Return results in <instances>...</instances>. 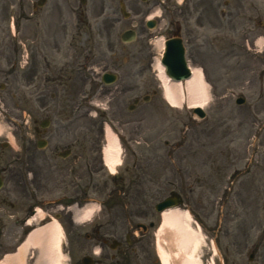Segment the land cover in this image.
Here are the masks:
<instances>
[{
  "label": "rangeland",
  "instance_id": "1",
  "mask_svg": "<svg viewBox=\"0 0 264 264\" xmlns=\"http://www.w3.org/2000/svg\"><path fill=\"white\" fill-rule=\"evenodd\" d=\"M60 1L59 18L63 15L64 19H69L72 15L76 25L79 12L73 10L72 14L70 8ZM153 3L161 14L162 0H149L148 3L128 0L132 15L124 18L119 0H104L103 3L88 0L85 5L79 0H72L71 5L80 7L87 16V19L79 22L80 31L89 32L90 52L96 56L97 62L85 69L86 83L76 77L71 86H50L46 110L40 107L46 101L40 103V100H36L39 88L35 91L34 87L22 86V99L16 93V87L6 90V99L0 102V123L4 125L0 134V148L5 140H10L14 147L0 152V170L4 166L8 167L7 174L10 170L17 174L22 172V161L13 156L11 149H19L24 138L23 132H33V125L42 118L48 117L52 121L48 129L54 138L50 140L52 146L49 148L54 144L89 143L91 157L98 161L101 148L105 145V129L109 125L121 138V163L115 172L124 173L126 164H129V172L125 177L112 180L113 171L108 167L99 179L104 190H101L100 196L92 193V197L101 203L102 219L122 224H149L154 219L158 223L157 227H160L162 217L155 211L154 204L177 187L184 194L187 204L181 206V211H191L190 218H183V224H190L188 229H192L196 237L190 238L188 251L195 259L201 258L203 264H214V258L217 264H221L219 249L216 246L212 248L211 226L221 223L224 217L230 218L227 212H235L240 207L250 208L251 211L256 208L251 215L255 219H260L262 215L259 209L262 200L259 175L260 150L264 143L263 53L253 54V50L244 51L243 45H239L236 47V56L231 57L227 20L220 14L223 4L219 7L214 24L216 27L205 22V25L197 26L194 20L186 23L184 36L189 63L200 67L207 81L209 101L204 107L207 116L199 118L187 104L174 107L163 96L157 69L160 53L155 42L160 35H171L170 21L162 15L158 26L149 29L144 14L140 12L152 7ZM46 9H50L49 4ZM127 28L137 29L139 34L137 40L129 44L120 39L121 33ZM64 30L60 23L59 40L62 46L68 47L71 42L70 29H67L68 35ZM74 30L78 31L76 28ZM234 38L241 42L242 32L238 31ZM257 47L261 49L264 46ZM112 69L119 74L118 81L110 85L103 84L100 79L102 72ZM155 90L156 94L153 93ZM51 91L57 93L55 98L49 97ZM146 94H152L148 101L142 100ZM239 95L246 97L245 104L238 105L235 102ZM136 97L141 99L130 110L129 105ZM27 119L28 124H31L29 129ZM126 148H129L127 157ZM133 162L136 166H131ZM61 163L62 160L58 162L59 165ZM58 168L53 166L55 171ZM55 171L46 175L56 187L41 198L42 203L38 206L44 211L52 205L49 203L51 200H58L60 191H65L63 178L60 172ZM113 187L117 192L109 195L108 191ZM19 188L15 184H8L0 191V211L8 207L9 213L14 215L0 219V226L4 227L0 231V259L5 251H14L26 234L25 230L22 234L21 224L15 225L16 218L22 216V192ZM121 189L129 191L123 194ZM7 192V198L16 204L14 208L7 206V202L2 199ZM120 196H127V199L123 204L113 206ZM126 200H131V203ZM26 202L29 203L30 199H26ZM261 222L262 219L257 225ZM168 234L173 236L170 231ZM148 238L153 241V235L147 236L145 240L147 246H152ZM163 242L167 245L165 240ZM174 248L177 251L176 245ZM220 249L222 251L224 247ZM34 251L38 249L29 247L25 261L32 260L29 256L35 254ZM155 256L156 260L159 259L157 253ZM67 263L63 258L59 262Z\"/></svg>",
  "mask_w": 264,
  "mask_h": 264
},
{
  "label": "flooded vegetation",
  "instance_id": "2",
  "mask_svg": "<svg viewBox=\"0 0 264 264\" xmlns=\"http://www.w3.org/2000/svg\"><path fill=\"white\" fill-rule=\"evenodd\" d=\"M103 1L98 0L102 3ZM120 1H124L128 7V0ZM142 1L149 2V0ZM162 1L163 12L160 17L164 15L170 21L169 29L172 32L170 37L174 34H182L186 41L185 24L192 20L197 26L210 23L216 27L217 25L214 24L219 15V7L223 4L220 14L227 20L231 57L236 56V47L239 45H243L244 51L250 49L254 53L261 52L264 57V48L257 47V39L264 38V26L261 24L264 18V0ZM59 2L61 1L0 0V101L6 99V90L11 87H16V93L21 99L22 86L34 87L35 91L39 88L36 100L44 102L47 100V91L50 86H71L76 81V77L83 83L87 82L84 80V71L90 66L93 67L97 62L96 56L90 52L89 32L80 31L79 22L84 18L87 19V16L83 10H80V7L75 8L71 5L72 0H62V3L70 8L72 14L73 10L79 14H77L76 25L72 15L69 19H64L62 15L60 19L58 6L61 3ZM87 2L88 0L86 4ZM41 3L44 5H40ZM48 4L49 10L46 9ZM154 4L140 11L144 14L146 26L152 19L156 20V24L160 20L157 16L149 17L150 14L158 12ZM60 23L67 35L71 29V42L68 47L62 46L59 40ZM188 28L189 24L186 25V30ZM238 31L242 32L241 42L234 38ZM49 95L55 98L57 93L51 91ZM47 101L43 103V108L46 107ZM29 128L31 127L27 126V129ZM23 134L22 151L15 153L22 160V174L12 171L5 179L0 173L6 183L13 182L15 185L18 183L20 187L22 225L27 220L28 214L33 213L38 199L54 187L53 182L46 177L54 173L53 166L59 167L55 173L60 172L63 178L62 184L65 186L63 196L66 195V198L80 200L100 188L97 177L105 172V165L102 160L97 161L91 158L89 144L80 145L72 142L65 146L54 144L51 148L47 146L40 148L38 146L40 139L49 141L54 138L52 134L50 135L49 129L40 126V122L34 124L33 132L26 130ZM1 146L0 152L11 148L4 144ZM64 150L67 151L68 156L63 158L59 165L60 159L52 156H59V153ZM259 189L263 203L259 209L264 215V143L260 153ZM26 199H30V202L27 203ZM49 211L54 212L61 221L63 236L61 252L68 259L69 264H157L152 249L145 244L146 237L153 234L152 229L148 227L105 222L97 218L91 222L79 223L75 221L73 211L66 205L60 211L58 206L52 207ZM255 211L243 207L241 211L230 214L229 224H225L224 227L220 226L219 231L222 233L224 230L229 238V244L235 250L243 248L235 255L233 254L230 260L227 259L226 264H264V237H258L256 219L251 216ZM245 253L247 254L244 256Z\"/></svg>",
  "mask_w": 264,
  "mask_h": 264
},
{
  "label": "bare ground",
  "instance_id": "3",
  "mask_svg": "<svg viewBox=\"0 0 264 264\" xmlns=\"http://www.w3.org/2000/svg\"><path fill=\"white\" fill-rule=\"evenodd\" d=\"M158 13L150 14L151 17L157 16ZM258 44H264V38L258 40ZM164 46L163 38L158 39V47ZM157 69L159 77L162 81L164 97L176 107H182L185 103L192 107H205L209 101V91L205 74L203 70L191 65L192 75L182 81L171 80L165 75L164 66L160 63V58H157ZM4 125L0 123V134ZM107 142L104 147V156L106 163L115 171L117 165L121 163L120 157V142L117 134L108 125L106 127ZM76 213L78 221L88 220L97 210L98 204L88 203L83 209L72 207ZM44 211L39 208L37 219L44 217ZM189 211L182 212L180 209L170 208L162 212V223L157 232L158 250L163 264H203L201 258H196L187 249L190 238L196 239L192 229L183 224V218H190ZM30 220L29 222H33ZM59 222L53 220L32 230L26 240L19 245L16 252L7 254L1 261V264H24L25 255L29 247L36 246L40 249L36 264H57V256L59 250ZM170 231L173 236H169ZM166 241L167 245L163 241ZM194 241V240H193ZM199 243L197 242V245ZM177 246V251H174V246ZM181 251V252H180Z\"/></svg>",
  "mask_w": 264,
  "mask_h": 264
},
{
  "label": "water",
  "instance_id": "4",
  "mask_svg": "<svg viewBox=\"0 0 264 264\" xmlns=\"http://www.w3.org/2000/svg\"><path fill=\"white\" fill-rule=\"evenodd\" d=\"M129 40L134 39V36H131ZM177 41H168V50L166 52L163 62L166 65L167 73L174 79H183L189 76L190 72L186 65L184 47L180 39ZM110 76V75H109ZM112 78V76L110 77ZM205 113L201 111L200 116H204ZM170 199L165 200L164 202L157 205L159 211L164 208L172 205Z\"/></svg>",
  "mask_w": 264,
  "mask_h": 264
}]
</instances>
